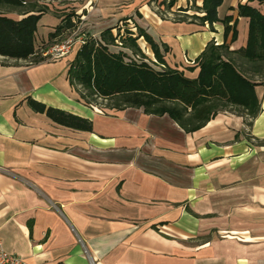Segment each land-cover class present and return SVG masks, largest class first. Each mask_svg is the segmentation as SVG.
<instances>
[{"label":"crops","instance_id":"crops-1","mask_svg":"<svg viewBox=\"0 0 264 264\" xmlns=\"http://www.w3.org/2000/svg\"><path fill=\"white\" fill-rule=\"evenodd\" d=\"M62 1L77 12L94 4L83 27L96 37L136 17L165 63L190 78L198 77L196 61L209 42L227 43L233 51L246 47L250 19L239 15V4L264 14V0H223L213 30L207 22L174 20L181 13L204 15L188 0L171 8L162 3L170 0H159L165 17L152 10L151 0ZM203 2L195 0L199 7ZM64 18L42 15L36 48L49 43ZM81 45L39 64L0 55L5 250L27 264H264V70L252 74L237 56L258 83L256 118L221 111L186 132L169 115L143 108L85 105L68 78ZM31 98L90 119L92 131L55 122L33 110Z\"/></svg>","mask_w":264,"mask_h":264},{"label":"trees","instance_id":"trees-1","mask_svg":"<svg viewBox=\"0 0 264 264\" xmlns=\"http://www.w3.org/2000/svg\"><path fill=\"white\" fill-rule=\"evenodd\" d=\"M188 1H193V10L204 15L181 13L174 20L207 22L214 30V24L221 21L218 8L223 0H204L202 7L197 6L195 0ZM175 2L162 3L171 8ZM238 10L240 16L250 19L246 47L233 51L227 43L209 42L196 61L200 67L197 78H190L183 71L168 66L151 35L136 22L134 31L126 18L123 25L119 23L106 29L100 37L87 36L70 64V84L78 92L79 100L87 106L101 110L143 108L147 114L169 115L186 132L199 130L221 111L235 109L254 119L261 111V103L255 92L258 83L252 74L264 70V14L248 4H239ZM10 11H17L24 17L10 18L5 15ZM48 11V6L28 0H0V55L29 60L32 64L49 59L44 55L49 46L55 41L54 44L63 42L67 32L75 31L77 25L67 15L50 33L49 43L36 48L38 23ZM231 20V16L224 20L227 30ZM114 29H117L116 33ZM141 39L151 48L153 61L144 52ZM237 56L250 64L251 75L237 63ZM99 100L107 103L103 105ZM28 102L33 110L46 113L61 125L92 131L90 119L48 107L32 98Z\"/></svg>","mask_w":264,"mask_h":264},{"label":"rangeland","instance_id":"rangeland-1","mask_svg":"<svg viewBox=\"0 0 264 264\" xmlns=\"http://www.w3.org/2000/svg\"><path fill=\"white\" fill-rule=\"evenodd\" d=\"M28 1L29 2H36V3L41 4V5L48 4V5H50V6H48L50 12L56 13L59 16H65V17H67V15H69L71 17L72 21L74 23H76L77 27H76L75 31H73V32H71V31L70 32H67L65 39H67V38H69L71 36H77V37H79V36H81L79 33H84V35H86V36H90L91 35L89 32L86 31L85 26L83 27V24L86 23L87 20H89L88 19L89 16H87L88 15V11L90 10L92 12L94 10L93 9V8H95L94 7V4H89L87 6V8H79L81 10H80V12H77V7H73L71 5H67L62 0H28ZM151 2H152V5H151L152 6V10L154 12H156L157 14H159L160 16H164L165 17L166 15H165V12H164L163 8H160L159 7V4H160L159 0H151ZM83 16L86 17V18H84ZM137 17H138V19L140 18L139 15H137ZM136 19H137L136 17H132V18H129L127 20V22L129 23V26L132 27V29L134 31H136V28L134 27V22L136 21ZM118 23H120V24L123 25V21H119ZM114 32L116 33L117 32V29H114ZM54 43H56V41L53 42L50 45L51 47L49 46V49L52 48L55 45ZM140 44H141L142 48L144 49V52L149 56V57L148 56L147 57L148 58H151V60H152L154 58V56L152 54L153 52L147 48V47H149V45L143 39L140 40ZM73 47L70 50V52L73 50ZM69 53L65 54L62 57H59L58 59H61V58L65 57V56L69 55ZM51 60L53 61L55 59L49 58L46 61H51ZM99 102L102 103L103 105L107 103L104 100H99Z\"/></svg>","mask_w":264,"mask_h":264},{"label":"built area","instance_id":"built-area-1","mask_svg":"<svg viewBox=\"0 0 264 264\" xmlns=\"http://www.w3.org/2000/svg\"><path fill=\"white\" fill-rule=\"evenodd\" d=\"M87 40V36L81 34V36H71L65 39L63 42L55 44L52 48L47 50L44 55L49 56L51 59H58L69 53L72 47L79 41L84 44ZM0 264H27L24 259L15 253H10L5 250L3 242L0 239Z\"/></svg>","mask_w":264,"mask_h":264}]
</instances>
